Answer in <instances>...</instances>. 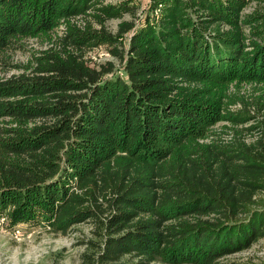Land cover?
<instances>
[{
	"label": "trees",
	"instance_id": "16d2710c",
	"mask_svg": "<svg viewBox=\"0 0 264 264\" xmlns=\"http://www.w3.org/2000/svg\"><path fill=\"white\" fill-rule=\"evenodd\" d=\"M151 9L137 26L130 0H0V73L24 39L50 44L0 75V220L90 222L82 264H264L228 259L264 239V0ZM101 45L126 76L90 64ZM242 83L258 115L230 109ZM259 115L251 141L218 136Z\"/></svg>",
	"mask_w": 264,
	"mask_h": 264
},
{
	"label": "rangeland",
	"instance_id": "374dc122",
	"mask_svg": "<svg viewBox=\"0 0 264 264\" xmlns=\"http://www.w3.org/2000/svg\"><path fill=\"white\" fill-rule=\"evenodd\" d=\"M126 0H107L108 3H121ZM136 7L137 13L135 20L139 26L148 14H157L152 12L151 5L153 0H130ZM256 7L255 2L249 3L245 12H251ZM125 18L131 19L130 14ZM119 19H110L107 22L108 28L116 32ZM61 32V30H58ZM130 34H127L124 46L129 45ZM25 49H19L13 53L11 58L12 65L7 71H2L0 75L10 76L13 73H20L18 68L12 66L16 63L28 62L35 52L50 46L48 40L42 38H28L23 40ZM86 58L91 65L104 63L114 60L117 65V71L122 76H126L123 70V64L111 55L108 46L101 45L86 52ZM262 86L256 83H242L233 85L231 88L232 99L237 103L230 104V109L235 112H249L252 115H258V105L255 104L257 98L262 95ZM261 115L257 118H251L247 123L235 125L231 121H222L216 125L218 136L228 138L231 129L237 131L241 137H246L251 141L257 136L258 132H253L248 128L255 124ZM264 198V193L261 194ZM92 237V225L90 222L76 225L69 233L62 234L53 232L43 224L29 222H14L5 217L0 220V264H82L81 254L85 249L82 242L85 238ZM229 260L247 261L264 263V239H261L253 245L252 248L244 250L235 255L229 256ZM151 264H166L161 260H155Z\"/></svg>",
	"mask_w": 264,
	"mask_h": 264
}]
</instances>
